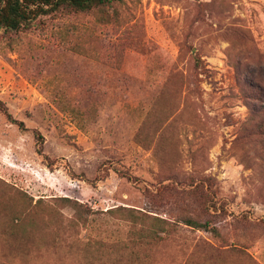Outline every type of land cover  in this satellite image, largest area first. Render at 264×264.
<instances>
[{
	"label": "rangeland",
	"instance_id": "rangeland-1",
	"mask_svg": "<svg viewBox=\"0 0 264 264\" xmlns=\"http://www.w3.org/2000/svg\"><path fill=\"white\" fill-rule=\"evenodd\" d=\"M1 32L0 264H264V0Z\"/></svg>",
	"mask_w": 264,
	"mask_h": 264
},
{
	"label": "trees",
	"instance_id": "trees-1",
	"mask_svg": "<svg viewBox=\"0 0 264 264\" xmlns=\"http://www.w3.org/2000/svg\"><path fill=\"white\" fill-rule=\"evenodd\" d=\"M110 1L122 0H0V30L4 35L29 30L43 25L44 18L47 16L86 12ZM262 108L264 109V106ZM0 109L10 117L2 101H0ZM10 120L16 123L19 128H23V122L13 118ZM38 140L42 141L41 135L38 136ZM184 224L203 230H215L213 226H208L207 222H198L192 218L185 219Z\"/></svg>",
	"mask_w": 264,
	"mask_h": 264
}]
</instances>
